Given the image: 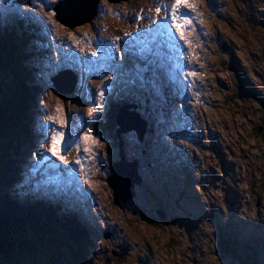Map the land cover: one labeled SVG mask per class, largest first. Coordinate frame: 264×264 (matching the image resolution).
<instances>
[{"label":"rangeland","instance_id":"obj_1","mask_svg":"<svg viewBox=\"0 0 264 264\" xmlns=\"http://www.w3.org/2000/svg\"><path fill=\"white\" fill-rule=\"evenodd\" d=\"M171 1H166L164 17L174 24L180 38L183 34L184 46L170 62L190 73L187 91L192 99L173 105L174 112L165 119L158 118L155 139L147 138L142 144L134 132L121 134L119 140L115 126L114 101H129L140 86L123 52L126 39L134 33L133 28L124 24L129 9L105 4L94 24L70 30L69 25L59 24L52 14L58 0H33L30 7L20 6L14 0H0V7L6 11L0 12L4 17L0 22L3 26L4 22L15 26L16 33L19 24L31 22L29 18L50 25L42 34L36 31L45 37V52L37 56L35 48H42L40 41L28 42L24 47L31 56L23 65L32 68L36 61L42 74L38 80L43 82L44 90L41 95L35 94L39 112L34 128L39 132V149L37 156L31 153L32 159L28 161L29 170L33 166L36 170L30 172V178L33 181L47 167L50 174H61L76 201L86 203L87 219L92 221L96 235L89 250L91 264H240L223 256L217 247L216 224L218 219L225 223L228 214H233L231 223L243 219L242 227L227 228V233L239 244L251 236L263 245L264 232L249 231L246 218H257V203L264 213V0H190L194 7H181L175 18ZM185 19L188 24L184 23ZM217 34L223 49L215 40ZM93 52L95 56L91 55ZM179 57L185 61H179ZM63 71L78 84L73 95H62L51 85V77ZM237 73L241 74L245 88ZM76 74L82 76V82L76 79ZM26 76L29 86L38 78L37 74ZM10 80L6 74L0 78V103L7 96ZM133 80L136 82L132 83ZM85 82L88 94L84 90ZM175 89L180 92L178 86ZM101 91L103 97L98 94ZM24 96L32 99L29 94ZM98 104L101 107L96 108ZM78 116L82 118L79 125L75 122ZM103 120H110L112 127L106 128ZM206 123L219 134L220 146L211 147L212 142L196 139L200 137V128L207 134ZM93 124H99L92 130L96 136L86 133ZM193 130L196 132L191 134ZM54 135L56 140L52 139ZM173 145L177 151L175 166L166 162L171 158ZM124 150L138 160L143 184L137 188L134 200L117 204L109 176L111 164L122 159ZM190 156L193 165L197 167L200 163L196 174L203 167L207 175L201 200L192 197L194 191L191 182L188 183L194 174L181 170L183 165L190 167L187 163ZM2 166V173L8 169L4 177H12L11 165ZM212 170L220 176L213 183L208 177ZM0 183L4 184V180ZM121 189L125 191L123 186ZM232 189L239 196L235 203ZM18 191L25 192L23 188ZM33 192L42 201L53 200L43 191ZM12 200L17 209L29 206L22 196ZM252 246L260 247L256 241Z\"/></svg>","mask_w":264,"mask_h":264},{"label":"trees","instance_id":"obj_2","mask_svg":"<svg viewBox=\"0 0 264 264\" xmlns=\"http://www.w3.org/2000/svg\"><path fill=\"white\" fill-rule=\"evenodd\" d=\"M24 57L14 34L0 37V70L15 81L13 87L7 84V96L0 103V180H4V184L0 183V264H91L88 256L92 242L78 221L62 211L64 204L57 201L46 204L30 193L29 196L35 200L26 209H17L10 195L13 183L18 181L14 176L16 173L9 179L4 177L8 169L2 173L3 164L13 163L12 166L17 168L14 165L17 157L26 158L31 142L25 135H30L28 120L33 116L31 108L36 100L24 96L35 94L27 84L26 75L32 74L22 64ZM31 146L36 147L32 142ZM228 236L226 232L222 240L224 256L231 258L232 252L244 254L246 257L238 259L240 264H248L250 258L259 264L258 257L256 260V252L259 251L252 243L245 241L240 245L235 239V242L230 239L227 247Z\"/></svg>","mask_w":264,"mask_h":264},{"label":"water","instance_id":"obj_3","mask_svg":"<svg viewBox=\"0 0 264 264\" xmlns=\"http://www.w3.org/2000/svg\"><path fill=\"white\" fill-rule=\"evenodd\" d=\"M20 4L23 5H29L31 4V2H29V0H17ZM113 3H119L121 1H127V0H109ZM101 0H87V10L84 11V13L87 15H83L81 14V12H76L75 16L72 17L73 19L70 18H66L65 16L63 17L65 11L63 8H61V4L57 7L56 11L58 13L57 15V19L59 22H61L62 24H66L69 25L68 27L70 28H75L77 26H82L84 24L90 23L92 20L95 19V17L98 15V7L100 4ZM78 18H81V20H76ZM76 22H79L78 24H75ZM55 85L58 88V90L61 93H70V91L64 90L63 88H61L58 83L56 82V80L54 79ZM138 129V128H137ZM126 131V130H125ZM126 166H123L121 164H116L113 167V175L114 177L110 179V185L111 188L114 191V197H115V202L117 204H120L121 201L123 200L124 202H127L128 200L134 198L136 196V193L134 192V187L135 184L141 183L140 178L137 175V167L134 166L131 168V170L124 168ZM123 172L129 176H132V178L130 179L131 182L129 185H127L128 187L125 189L124 192H122L121 190V185L124 182V174ZM123 180L122 182H120V180Z\"/></svg>","mask_w":264,"mask_h":264},{"label":"snow or ice","instance_id":"obj_4","mask_svg":"<svg viewBox=\"0 0 264 264\" xmlns=\"http://www.w3.org/2000/svg\"><path fill=\"white\" fill-rule=\"evenodd\" d=\"M29 2H31V0H29ZM58 2H60L61 8H63L65 13L68 14V15H71L74 12H84V11L87 10V7H88L87 0H58ZM181 7L192 8V7H194V5L190 2V0H173V3L171 4V9H172V15H173L174 18L176 17L177 12L179 11V9ZM156 11H157V13H159L161 11V8L158 6L156 8ZM52 14L54 16L58 15L57 12H53ZM40 22L43 23L42 20ZM153 23H155V21ZM184 23L188 24L189 21L187 19H185ZM177 26H179V25H177ZM117 39H119V38H117ZM181 39H184V36H183L182 33H181ZM91 55L95 56L96 53L93 52V53H91ZM133 71L136 74V80H139L141 83H143L144 79H145V75H146V73L148 71V68L147 67H135L133 69ZM136 80H133L132 83H135ZM98 94L101 97L104 96L103 91L99 92ZM95 107L99 108V107H101V105L98 104ZM58 135L62 136V134H58ZM52 139L56 140L57 136L54 135L52 137ZM48 151L51 152V154L53 156H56V153L54 151H52L51 148H49ZM86 151H87V149H86ZM56 158L59 159V157H56ZM77 163H79V160H77Z\"/></svg>","mask_w":264,"mask_h":264},{"label":"bare ground","instance_id":"obj_5","mask_svg":"<svg viewBox=\"0 0 264 264\" xmlns=\"http://www.w3.org/2000/svg\"><path fill=\"white\" fill-rule=\"evenodd\" d=\"M75 13L76 12H74V13H72L71 15H68V14H66V13H64V15H63V17L65 16L66 18H70V19H73L72 17H74L75 16ZM81 14H83V15H87V13L85 14L84 12H81ZM29 20L31 21V22H33L30 18H29ZM34 23V22H33ZM33 29L34 30H36V28H35V26H33ZM43 31H45V30H41V34L43 33ZM170 44V43H169ZM170 47H171V45H170ZM71 59H72V57H71ZM77 79L81 82L82 81V76L80 75V74H77ZM84 90H85V92H86V94H88L87 92L89 91V87H88V85H85L84 86ZM176 97V96H175ZM38 114V113H37ZM78 119H76V123L79 125L80 123H81V120H82V118H81V116H78L77 117ZM36 117H31V118H29V123H28V126H29V130H27L28 132H29V134L30 135H25V138L27 139V140H29V141H33V142H35L36 140H37V138H36V135H34V127L36 126ZM209 138L211 139V140H209ZM206 139V141L207 142H214L213 141V134H211L210 136H208L207 138H205ZM30 142V143H31ZM211 145H212V143H211ZM28 149H29V152L28 153H25V154H27L26 155V157H29V159H30V157H31V159H32V156H31V153H36V156H37V152L34 150L35 148L34 147H30V144L28 145V147H27ZM21 158H24L23 156L22 157H17V159H16V161L18 162V163H20V164H22V162H19V159H21ZM171 158H172V155H171ZM171 158L169 159V161L167 160L166 162H168L169 164H172L171 162H170V160H171ZM26 166H28V168H25V167H23V169H21L20 170V173L22 174V176H21V181H23V183L24 182H27L29 185H30V181H31V179H30V170H29V167H30V164H28V165H26ZM20 167H22V166H20ZM20 167H19V169H20ZM66 174V173H65ZM123 174H124V177H125V179H127V183H126V180L124 179V182H123V184L121 185V187L123 186V188L124 189H126L128 186L127 185H129L130 184V182H131V178H132V176H129V175H127V174H125L124 172H123ZM121 182L123 181L122 179L120 180ZM57 185H58V183H57ZM57 185H55V186H57ZM24 190H25V192H22V191H20V192H22L23 194L24 193H28V189H26V188H28V186L26 187V186H23L22 187ZM27 191V192H26ZM122 191V190H121ZM198 197V196H197ZM23 198H25V196L23 195ZM35 199H33L32 197H30V196H28V199H26V201H25V204L26 205H30L31 203V201H34ZM48 200V202H49V198L47 199ZM199 200V199H198ZM201 200V199H200ZM83 228H84V226H83Z\"/></svg>","mask_w":264,"mask_h":264}]
</instances>
